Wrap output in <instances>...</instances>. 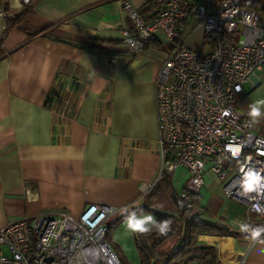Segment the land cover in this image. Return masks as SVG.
Listing matches in <instances>:
<instances>
[{
  "label": "crops",
  "instance_id": "obj_1",
  "mask_svg": "<svg viewBox=\"0 0 264 264\" xmlns=\"http://www.w3.org/2000/svg\"><path fill=\"white\" fill-rule=\"evenodd\" d=\"M123 1L35 0L15 22L9 19L21 4H0V227L44 210L76 217L88 203L114 206L123 217L125 209L156 208L155 195L145 202L160 166L154 79L169 45L156 40L128 50ZM127 1L138 9L159 6L157 0ZM258 24L264 26V14ZM193 34L196 45L188 41ZM205 38L190 17L176 41L205 55L212 49ZM96 40L117 43L98 51L90 47ZM242 87L244 110L238 109L249 116V105L264 100V65ZM254 131L264 135V116ZM167 173L177 194L187 172L177 167ZM199 195L200 220L243 231L244 205L227 198L211 176ZM192 243L210 248L209 264H264V239L250 245L246 234L196 233Z\"/></svg>",
  "mask_w": 264,
  "mask_h": 264
},
{
  "label": "built area",
  "instance_id": "obj_2",
  "mask_svg": "<svg viewBox=\"0 0 264 264\" xmlns=\"http://www.w3.org/2000/svg\"><path fill=\"white\" fill-rule=\"evenodd\" d=\"M157 2L151 20L129 1L122 3L129 25L121 35L128 50L156 40L170 47L154 79L160 166L148 190L163 174L184 168L187 178L176 205L188 218L197 210L190 193H199L211 176L227 198L244 205L242 230L251 245L264 239V135L236 107V97L264 65L260 14L241 7V0ZM190 17L212 40L205 55L177 44L181 24ZM115 211L88 203L76 217L44 210L11 221L0 227V264H122L106 238L107 218Z\"/></svg>",
  "mask_w": 264,
  "mask_h": 264
},
{
  "label": "trees",
  "instance_id": "obj_3",
  "mask_svg": "<svg viewBox=\"0 0 264 264\" xmlns=\"http://www.w3.org/2000/svg\"><path fill=\"white\" fill-rule=\"evenodd\" d=\"M214 3L220 0H212ZM30 4L22 3L19 10L14 12L9 19L10 22L18 20L26 11ZM241 7L249 10H256L259 14H264V0H241ZM156 3L149 2L142 9H138L139 13L146 19L151 20L156 12ZM7 9V8H5ZM149 12V14H148ZM151 12V13H150ZM43 26L35 29V32L40 31ZM181 30V29H180ZM180 33V31H179ZM205 42L212 43V40L208 37L205 38ZM91 45V48H96L98 51H104L106 45L117 43L112 40H96ZM177 44H180L177 42ZM104 45V46H100ZM170 48V47H169ZM160 183L167 186H160ZM164 188L175 205V210L152 208L148 205H143L141 208L144 210H151L157 219L167 218L171 222V230L166 235H158L155 232L146 235L134 234V242L138 249L139 260L137 264H155L156 262H163V264H189L192 260H198L200 264L210 263V248L203 244H193L192 237L196 233H218L229 234L236 238H240L245 235L243 231H237L230 229L225 223L216 222L210 223L202 221L198 218V208L200 206L199 193H190L192 203L196 207V211L191 217L183 218L182 210L176 205V193L172 186H170V175L168 173L163 174L155 186L148 190V197L159 195L160 189ZM108 237L111 223H107ZM175 240L171 247L160 250V246L167 240Z\"/></svg>",
  "mask_w": 264,
  "mask_h": 264
},
{
  "label": "rangeland",
  "instance_id": "obj_4",
  "mask_svg": "<svg viewBox=\"0 0 264 264\" xmlns=\"http://www.w3.org/2000/svg\"><path fill=\"white\" fill-rule=\"evenodd\" d=\"M6 0H0V4L3 5ZM198 37L193 34V36H190L188 41H190V44L196 45L198 43ZM240 97H236V107L243 109L244 102L239 99ZM185 178V177H184ZM183 179H181V184L177 186H181L183 184ZM220 186H222V183H219ZM160 186H165L163 183H160ZM216 186V185H215ZM219 186V185H218ZM178 190V187H176ZM204 191H201V194H203ZM156 199L153 201L151 200L152 197L146 196V203L152 202L154 207H165L174 210L173 207V202L169 194L162 189V191L159 193V195H155ZM175 208V207H174ZM123 216H120V213L118 211H115L112 213L108 218H107V223H111V228L109 231V239L116 243L118 245V248H116V251L119 252V254L124 256V259L128 262V264H137L139 260V253L138 249L136 247V244L134 242V234L130 233L127 229L126 226L123 222ZM4 252H6L5 247H1Z\"/></svg>",
  "mask_w": 264,
  "mask_h": 264
},
{
  "label": "clouds",
  "instance_id": "obj_5",
  "mask_svg": "<svg viewBox=\"0 0 264 264\" xmlns=\"http://www.w3.org/2000/svg\"><path fill=\"white\" fill-rule=\"evenodd\" d=\"M248 114L252 123H259V118L264 116V100L251 103ZM123 222L130 233L137 235L153 232L158 235H166L171 230L170 220L167 218L157 219L153 213L146 212L143 208L139 211L125 209Z\"/></svg>",
  "mask_w": 264,
  "mask_h": 264
}]
</instances>
